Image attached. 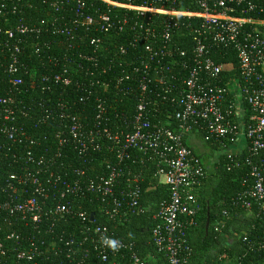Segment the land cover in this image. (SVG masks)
Segmentation results:
<instances>
[{
    "label": "built area",
    "instance_id": "obj_1",
    "mask_svg": "<svg viewBox=\"0 0 264 264\" xmlns=\"http://www.w3.org/2000/svg\"><path fill=\"white\" fill-rule=\"evenodd\" d=\"M255 9L249 0H0L9 87L0 141L16 146L12 165L0 167V264H193L187 232L207 170L185 141L204 134L235 167L251 163L234 160L245 149L264 151V19L248 16ZM182 43L192 63L178 61ZM218 45L237 50L242 77L214 61ZM262 169L253 165L255 183L234 207L264 215ZM160 187L171 193L150 218L155 252L143 257L119 228ZM251 247L264 250V238Z\"/></svg>",
    "mask_w": 264,
    "mask_h": 264
},
{
    "label": "trees",
    "instance_id": "obj_2",
    "mask_svg": "<svg viewBox=\"0 0 264 264\" xmlns=\"http://www.w3.org/2000/svg\"><path fill=\"white\" fill-rule=\"evenodd\" d=\"M249 1L256 6V9L248 16L264 19V0ZM94 5L98 7V3ZM93 12L94 10L91 11ZM32 13L39 14L36 11ZM179 47L182 51H186V57L178 61L182 59L192 63L191 48L183 43L179 44ZM1 52L2 50H0V56H2ZM59 52L66 51L60 49ZM213 52V59L217 64L232 67L225 73L242 77L238 52L233 46L218 45ZM36 63L39 64L40 69H43L40 63L37 61ZM1 66L0 64V98L9 94L8 76ZM60 93L61 89H58L57 94ZM34 96L37 98V95ZM43 97L40 94L38 100ZM233 117L236 119L235 115ZM196 137L199 140L198 143L186 140L185 144L201 159L207 170V178L200 191L202 210L197 225L187 232L188 243L194 251L193 264H264V250H254L251 247L253 242L264 238V215H259L257 208L247 211L231 204L241 193L253 187L255 183L251 175L253 165L263 164L264 174V151L258 157H254L245 149L242 154L235 156L234 160L240 159L245 162L249 159L251 163L235 167L226 155L221 154L219 146L215 145L213 140L207 141L205 135L201 133H198ZM13 145L14 143L8 139L0 141V167L3 170H7L8 165L15 159L16 146ZM170 193L169 188L160 187L146 194L147 201L142 202L145 211L119 228L121 237L134 245L136 251L143 257L150 251L155 252V247L151 244L153 221L150 218L157 210L160 199H169ZM225 210H228L230 214L224 219L223 225L220 222L224 218L222 213Z\"/></svg>",
    "mask_w": 264,
    "mask_h": 264
},
{
    "label": "clouds",
    "instance_id": "obj_3",
    "mask_svg": "<svg viewBox=\"0 0 264 264\" xmlns=\"http://www.w3.org/2000/svg\"><path fill=\"white\" fill-rule=\"evenodd\" d=\"M100 241L105 247L111 249L113 252L118 251L120 248V241L117 239L101 236Z\"/></svg>",
    "mask_w": 264,
    "mask_h": 264
},
{
    "label": "crops",
    "instance_id": "obj_4",
    "mask_svg": "<svg viewBox=\"0 0 264 264\" xmlns=\"http://www.w3.org/2000/svg\"><path fill=\"white\" fill-rule=\"evenodd\" d=\"M246 146V141L244 139H242L240 141V144L237 145L235 148H233L234 152H239L245 149Z\"/></svg>",
    "mask_w": 264,
    "mask_h": 264
},
{
    "label": "water",
    "instance_id": "obj_5",
    "mask_svg": "<svg viewBox=\"0 0 264 264\" xmlns=\"http://www.w3.org/2000/svg\"><path fill=\"white\" fill-rule=\"evenodd\" d=\"M146 231V230H145Z\"/></svg>",
    "mask_w": 264,
    "mask_h": 264
}]
</instances>
